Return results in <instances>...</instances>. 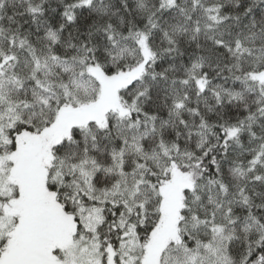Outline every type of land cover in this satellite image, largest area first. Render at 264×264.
<instances>
[{"label":"snow or ice","instance_id":"1","mask_svg":"<svg viewBox=\"0 0 264 264\" xmlns=\"http://www.w3.org/2000/svg\"><path fill=\"white\" fill-rule=\"evenodd\" d=\"M0 264H264V0H0Z\"/></svg>","mask_w":264,"mask_h":264}]
</instances>
